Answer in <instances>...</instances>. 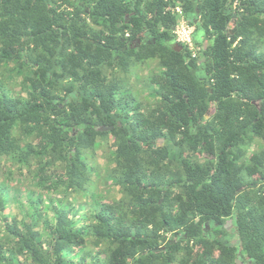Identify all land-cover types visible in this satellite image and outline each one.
<instances>
[{
	"label": "trees",
	"instance_id": "1",
	"mask_svg": "<svg viewBox=\"0 0 264 264\" xmlns=\"http://www.w3.org/2000/svg\"><path fill=\"white\" fill-rule=\"evenodd\" d=\"M0 264H264V0H0Z\"/></svg>",
	"mask_w": 264,
	"mask_h": 264
},
{
	"label": "built area",
	"instance_id": "2",
	"mask_svg": "<svg viewBox=\"0 0 264 264\" xmlns=\"http://www.w3.org/2000/svg\"><path fill=\"white\" fill-rule=\"evenodd\" d=\"M176 12L180 15V20L174 28L175 40L180 45L186 47L190 51L192 57H196L198 50L194 37L195 27L186 21L180 8H177Z\"/></svg>",
	"mask_w": 264,
	"mask_h": 264
},
{
	"label": "flooded vegetation",
	"instance_id": "3",
	"mask_svg": "<svg viewBox=\"0 0 264 264\" xmlns=\"http://www.w3.org/2000/svg\"><path fill=\"white\" fill-rule=\"evenodd\" d=\"M201 45H203V43H202ZM201 45H200V46H201ZM229 223H230V220H228V223L225 224V226H227ZM215 226H216V227H219L218 224H216ZM205 230L208 232V235H209V236H213V235H214V237H217V236H218V233H216V232L213 230V227H212L211 225H209L208 223L205 224ZM229 231H230L231 233H233V230H232L231 228L229 229Z\"/></svg>",
	"mask_w": 264,
	"mask_h": 264
},
{
	"label": "water",
	"instance_id": "4",
	"mask_svg": "<svg viewBox=\"0 0 264 264\" xmlns=\"http://www.w3.org/2000/svg\"><path fill=\"white\" fill-rule=\"evenodd\" d=\"M194 23L195 24H198V21L197 20H194ZM138 42L140 43L141 40L138 39ZM172 45H173V47L178 48L177 50H179V51L183 50V47L177 41H174ZM196 45L199 46L198 43H196Z\"/></svg>",
	"mask_w": 264,
	"mask_h": 264
},
{
	"label": "crops",
	"instance_id": "5",
	"mask_svg": "<svg viewBox=\"0 0 264 264\" xmlns=\"http://www.w3.org/2000/svg\"><path fill=\"white\" fill-rule=\"evenodd\" d=\"M195 41L200 46L203 43V38L201 33L195 34Z\"/></svg>",
	"mask_w": 264,
	"mask_h": 264
}]
</instances>
